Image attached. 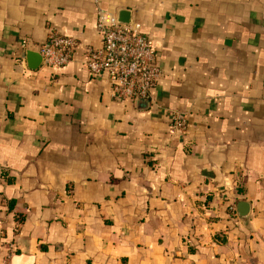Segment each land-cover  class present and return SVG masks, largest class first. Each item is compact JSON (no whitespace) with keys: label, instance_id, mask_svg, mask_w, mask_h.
Instances as JSON below:
<instances>
[{"label":"crops","instance_id":"crops-1","mask_svg":"<svg viewBox=\"0 0 264 264\" xmlns=\"http://www.w3.org/2000/svg\"><path fill=\"white\" fill-rule=\"evenodd\" d=\"M99 11L155 46L151 101L78 60L30 68L53 29L100 47ZM8 241L9 264L264 256V0H0V264Z\"/></svg>","mask_w":264,"mask_h":264},{"label":"built area","instance_id":"built-area-1","mask_svg":"<svg viewBox=\"0 0 264 264\" xmlns=\"http://www.w3.org/2000/svg\"><path fill=\"white\" fill-rule=\"evenodd\" d=\"M96 29L102 37L100 47L51 30L38 50L43 65L61 68L78 60L94 78H108L114 100L151 101L152 90L158 85L162 69L157 63L156 48L150 38L141 32L140 24L122 23L116 16L106 18L99 11ZM186 129V117L179 113L173 114L170 133L177 136ZM229 211L233 217L238 216L235 206H230ZM14 233L17 234V229ZM6 245L9 254L5 264H9L8 260L15 252V242L8 241Z\"/></svg>","mask_w":264,"mask_h":264},{"label":"water","instance_id":"water-1","mask_svg":"<svg viewBox=\"0 0 264 264\" xmlns=\"http://www.w3.org/2000/svg\"><path fill=\"white\" fill-rule=\"evenodd\" d=\"M120 22H122V21H120ZM122 23H126V22H122ZM27 57H28V60L29 59H37L33 62V64L30 65L31 69H37L39 66H41L43 59H42V56L39 52L29 51L27 53ZM248 212H249L248 204L244 201H241L239 203V215L240 216H246Z\"/></svg>","mask_w":264,"mask_h":264},{"label":"rangeland","instance_id":"rangeland-1","mask_svg":"<svg viewBox=\"0 0 264 264\" xmlns=\"http://www.w3.org/2000/svg\"><path fill=\"white\" fill-rule=\"evenodd\" d=\"M235 264H264V256L256 253L243 260H239Z\"/></svg>","mask_w":264,"mask_h":264},{"label":"trees","instance_id":"trees-1","mask_svg":"<svg viewBox=\"0 0 264 264\" xmlns=\"http://www.w3.org/2000/svg\"><path fill=\"white\" fill-rule=\"evenodd\" d=\"M17 219H18L19 221H22L21 217H19V218L17 217Z\"/></svg>","mask_w":264,"mask_h":264}]
</instances>
